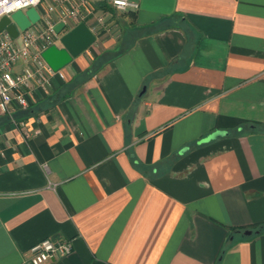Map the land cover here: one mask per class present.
Instances as JSON below:
<instances>
[{"label": "crops", "instance_id": "0c3cea01", "mask_svg": "<svg viewBox=\"0 0 264 264\" xmlns=\"http://www.w3.org/2000/svg\"><path fill=\"white\" fill-rule=\"evenodd\" d=\"M136 1L89 0L95 42L0 111V264L43 238L73 246L43 264H264V133L236 134L264 122V0ZM231 228L251 237L220 258Z\"/></svg>", "mask_w": 264, "mask_h": 264}, {"label": "built area", "instance_id": "2783aa9c", "mask_svg": "<svg viewBox=\"0 0 264 264\" xmlns=\"http://www.w3.org/2000/svg\"><path fill=\"white\" fill-rule=\"evenodd\" d=\"M119 11H135L139 4L136 0H107ZM14 0L0 4V19L21 10L25 12L34 7L39 19L25 30H18L16 37H11L5 30L0 31V111L9 116L17 109H26L31 104L32 95L37 90H47L55 76L64 78L61 69L55 71L42 57V51L51 45L60 46L61 33L55 26L63 23V31L73 27L90 16L95 10L89 0H49L46 4L37 0L35 4L22 0L24 6L11 9ZM101 17L98 21L101 22ZM38 26L33 28V26ZM32 28V29H31ZM93 31V30H92ZM73 250L69 239L53 241L43 238L27 250L29 264H43L67 257Z\"/></svg>", "mask_w": 264, "mask_h": 264}, {"label": "water", "instance_id": "95a60500", "mask_svg": "<svg viewBox=\"0 0 264 264\" xmlns=\"http://www.w3.org/2000/svg\"><path fill=\"white\" fill-rule=\"evenodd\" d=\"M38 19L39 14L34 7H30L25 12L18 10L0 19V31L5 30L11 37H16L18 30L29 28ZM55 30L58 33L62 32L60 46L51 45L41 53L44 60L55 71L69 64L73 58L84 52L96 40L95 33L83 21L66 31H63V23H59L55 26ZM225 134H227L226 131L217 130L209 134L204 141L216 139ZM243 234L250 236L252 231L246 230Z\"/></svg>", "mask_w": 264, "mask_h": 264}, {"label": "trees", "instance_id": "16d2710c", "mask_svg": "<svg viewBox=\"0 0 264 264\" xmlns=\"http://www.w3.org/2000/svg\"><path fill=\"white\" fill-rule=\"evenodd\" d=\"M105 5L106 4H101L99 7H105ZM109 9L114 12V10L112 8H109ZM127 13H131L133 16L135 15L134 14L135 12H133V11H127ZM122 48L123 47L121 44L119 46V48H117L115 53H112L111 51H105V52H102L99 55L95 56L93 58V60L91 61L87 70L75 75V77L69 82L70 84H68L69 85L68 92H70V90H72L74 88V85L76 83H79L80 81L83 82L87 78L93 76L107 62H110L117 55L122 53L123 52ZM64 96H65V94H64ZM29 108H30V106L26 109H17L13 114L17 119L21 118V117H25L28 114ZM250 133H264V122H262V123L244 122L241 124V130L236 132L237 135H244V134H250ZM130 157H131V161L133 162V164H135L137 166L139 164V162L132 155V153H130ZM242 230H243V228H231V231L229 233L227 241L225 242V245H224L223 250L221 252L220 258L222 257L223 253L231 245H233L235 242H237L239 240H246V239H249L251 237V236L244 235ZM255 232L256 233H263L264 232V224L258 225L257 227H255ZM220 258H219V261H220ZM217 264H219V262H217Z\"/></svg>", "mask_w": 264, "mask_h": 264}, {"label": "clouds", "instance_id": "9594fccd", "mask_svg": "<svg viewBox=\"0 0 264 264\" xmlns=\"http://www.w3.org/2000/svg\"><path fill=\"white\" fill-rule=\"evenodd\" d=\"M28 3H32L35 4L37 2V0H27ZM123 0H117V3H122ZM7 0H0V4H6ZM24 6L22 4V0H14V4L12 5L11 9L9 8H5V11H9V10H13L14 8H18ZM0 15H3V12H0Z\"/></svg>", "mask_w": 264, "mask_h": 264}, {"label": "rangeland", "instance_id": "374dc122", "mask_svg": "<svg viewBox=\"0 0 264 264\" xmlns=\"http://www.w3.org/2000/svg\"><path fill=\"white\" fill-rule=\"evenodd\" d=\"M49 0H43L42 1V3L43 4H46L47 2H48ZM112 22L113 23H111L112 24V26H114V34L113 35H115V32H116V34L120 31V26H119V24L120 25H122L121 23L123 22L122 20H121V16L120 15H118V14H116V16H115V19L114 20H112ZM108 24H109V22H107ZM70 25H72V24H70ZM38 26V24L36 25V26H33V28H36ZM73 26V25H72ZM32 29V28H31Z\"/></svg>", "mask_w": 264, "mask_h": 264}]
</instances>
